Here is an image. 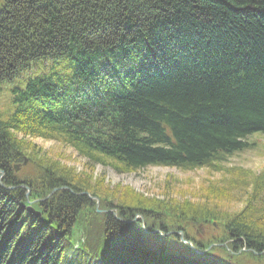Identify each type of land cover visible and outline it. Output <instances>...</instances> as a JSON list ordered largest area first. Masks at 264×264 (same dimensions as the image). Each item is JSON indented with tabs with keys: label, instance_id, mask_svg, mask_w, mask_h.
I'll use <instances>...</instances> for the list:
<instances>
[{
	"label": "trees",
	"instance_id": "1",
	"mask_svg": "<svg viewBox=\"0 0 264 264\" xmlns=\"http://www.w3.org/2000/svg\"><path fill=\"white\" fill-rule=\"evenodd\" d=\"M50 61L70 69L48 74ZM15 77L0 111V264H264V167L223 165L264 134V0H7L0 82ZM27 137L118 173L225 177L197 200L157 198ZM239 188L242 206L223 209Z\"/></svg>",
	"mask_w": 264,
	"mask_h": 264
},
{
	"label": "rangeland",
	"instance_id": "2",
	"mask_svg": "<svg viewBox=\"0 0 264 264\" xmlns=\"http://www.w3.org/2000/svg\"><path fill=\"white\" fill-rule=\"evenodd\" d=\"M39 62L40 61L32 62L30 66L36 64L35 66L40 68ZM69 69L70 67L65 61L59 65H53L50 61L46 64L43 70L48 74L54 70L63 74ZM19 81L20 78L15 77L11 82H0L1 112L8 109V94H10V89L13 86L20 85ZM26 139L40 147L50 156L61 153V162L67 167L75 169V172L78 174L84 172L89 173L91 175V179L96 182L103 178L105 183L110 185L118 183L129 185L144 195L156 196L157 198L171 197L179 199L189 197L192 200H197L198 195L196 196V192L200 187L207 184V180H221L225 177H223L222 171H213L207 167L193 170H180L175 167L156 165H149L129 173H118L109 165L95 163L83 156H80L71 146L64 145L58 141L44 139L41 137H27ZM246 140L253 143V147L251 149L234 152L232 155L227 157V159L223 162V165L241 166L254 173H258L264 167V134L260 135L259 133H255L247 136ZM242 191L243 188L235 190L233 192L235 198L230 203H224L221 207L229 212L237 211L242 206ZM86 192H88L87 194L90 198L92 197L91 199L95 198L99 200L97 196L94 197L89 191ZM201 231L204 232L203 230ZM182 240L183 238L181 241Z\"/></svg>",
	"mask_w": 264,
	"mask_h": 264
},
{
	"label": "water",
	"instance_id": "3",
	"mask_svg": "<svg viewBox=\"0 0 264 264\" xmlns=\"http://www.w3.org/2000/svg\"><path fill=\"white\" fill-rule=\"evenodd\" d=\"M26 162H27V160H26V158H25L23 164H26ZM14 170H15V171H18V170H19V165H18V164H14ZM54 190H55V189H54ZM54 190H53V191H54ZM53 191H52V192H53ZM27 192H28V190H27ZM27 210L30 211V212H32V213H35V215H37V216L40 215L38 212H34V210H33L32 208H30V206L27 207ZM215 263H216V261H215V260H212L210 264H215Z\"/></svg>",
	"mask_w": 264,
	"mask_h": 264
},
{
	"label": "flooded vegetation",
	"instance_id": "4",
	"mask_svg": "<svg viewBox=\"0 0 264 264\" xmlns=\"http://www.w3.org/2000/svg\"><path fill=\"white\" fill-rule=\"evenodd\" d=\"M6 1L7 0H0V14L2 13V10L4 9V7L6 5ZM84 192H86V191H84ZM94 197H96V196H94Z\"/></svg>",
	"mask_w": 264,
	"mask_h": 264
},
{
	"label": "bare ground",
	"instance_id": "5",
	"mask_svg": "<svg viewBox=\"0 0 264 264\" xmlns=\"http://www.w3.org/2000/svg\"><path fill=\"white\" fill-rule=\"evenodd\" d=\"M53 190H54V189H53ZM53 190H52V191H53ZM55 190H56V189H55ZM55 190H54V191H55ZM52 191H51V193H50L49 195H51V194L54 192V191H53V192H52ZM28 193H29V191L26 192V195H28ZM49 195H48V196H49ZM32 202H33V201H28L27 206H26V209H27L28 206H30V208H32ZM32 209H33V208H32Z\"/></svg>",
	"mask_w": 264,
	"mask_h": 264
}]
</instances>
